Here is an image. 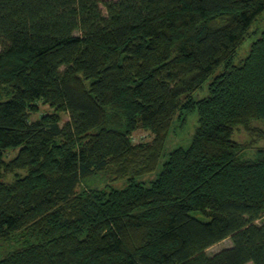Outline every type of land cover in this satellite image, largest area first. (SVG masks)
<instances>
[{"label": "trees", "instance_id": "1", "mask_svg": "<svg viewBox=\"0 0 264 264\" xmlns=\"http://www.w3.org/2000/svg\"><path fill=\"white\" fill-rule=\"evenodd\" d=\"M263 13L264 0H0V242L18 246L0 264H264V148L247 158L233 139L264 123ZM41 100L57 113L31 120ZM195 111L189 146L137 182ZM139 128L152 141L133 143Z\"/></svg>", "mask_w": 264, "mask_h": 264}, {"label": "rangeland", "instance_id": "2", "mask_svg": "<svg viewBox=\"0 0 264 264\" xmlns=\"http://www.w3.org/2000/svg\"><path fill=\"white\" fill-rule=\"evenodd\" d=\"M103 11L106 13L105 7L102 5ZM256 25L258 27H262L264 25V13L257 19ZM254 28V27H253ZM254 37H248L238 48L237 55L234 59V63L238 64L250 51L251 43L253 41ZM209 94L208 91V84H205L203 88L197 90L194 93L195 98H203ZM38 110L30 113V119L36 120L38 118H41L43 115H52L54 113H57L54 106L44 102L39 101L38 102ZM60 116L61 125H64L70 120V115L68 112L60 111L58 112ZM198 113L197 111L188 113L185 115H181V113H178L173 122L172 130L170 132L166 148L164 151V155L161 158V164L159 167L146 175L139 176L136 178L137 182H141L143 184L150 185L152 181H154L162 169V162L167 157L168 153L179 147H188L191 143L192 136L196 130V127L198 126ZM154 138V134L145 128H139L132 134V142L133 143H139V142H149L152 141ZM233 139L237 142L244 144L246 147V152L244 153V156L247 158H253L256 155V150L259 148H264V123L262 122H254L249 128H246L244 126H238L234 130ZM19 148H10L7 149L5 152V159L11 160L13 159L16 154L18 153ZM25 170H19L16 173H6L4 175V180L7 182H12L15 177L17 176H23L25 174ZM128 185V179H120L118 181L110 183L111 188L116 189H123L127 187ZM84 183L79 186V190L83 188ZM195 216L203 219L208 220L207 217H205L202 213L196 211L193 213ZM259 224L264 223V216L257 221ZM233 244L231 238H226L210 248L207 249V252L209 254H213L218 252L219 250L223 248H227ZM18 248V246L14 242H7L2 243L0 242V252L2 255L7 254L8 252H11Z\"/></svg>", "mask_w": 264, "mask_h": 264}]
</instances>
